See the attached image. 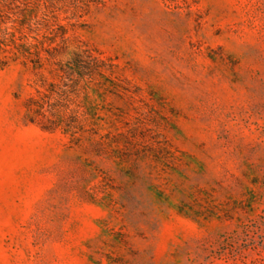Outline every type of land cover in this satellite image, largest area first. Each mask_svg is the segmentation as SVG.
Returning <instances> with one entry per match:
<instances>
[{
  "label": "rangeland",
  "instance_id": "1",
  "mask_svg": "<svg viewBox=\"0 0 264 264\" xmlns=\"http://www.w3.org/2000/svg\"><path fill=\"white\" fill-rule=\"evenodd\" d=\"M28 1L47 52L0 65V264H264V0Z\"/></svg>",
  "mask_w": 264,
  "mask_h": 264
},
{
  "label": "trees",
  "instance_id": "2",
  "mask_svg": "<svg viewBox=\"0 0 264 264\" xmlns=\"http://www.w3.org/2000/svg\"><path fill=\"white\" fill-rule=\"evenodd\" d=\"M20 4V5H19ZM15 9L16 12H15ZM36 14V9L30 4L28 0H0V65L7 66L11 62L22 60L23 64L30 63L34 68H41L43 57L41 52L45 51L42 47L44 42L34 39V43L27 45L23 42L24 37L16 36V33H20L21 27L27 25L28 30L31 33H35L40 25L38 22L33 21ZM15 23H18L20 28H15ZM32 26H36L32 28ZM47 52V51H45ZM87 53V52H85ZM52 57L51 53H48ZM88 62H83L81 55L75 54L71 61L60 64L57 69V73L60 77L70 80L74 76L81 78L89 69V65L96 66L97 60L91 55L86 56ZM100 75V74H99ZM53 95H57L59 100L52 102ZM65 92L61 91L54 84H49L48 89L42 93V100L47 105V111L50 114V119H47L51 127L56 128L62 126L64 121L58 115V109H66L68 106L67 100L64 97ZM63 97V98H62ZM31 106L36 109L35 117L40 119H46L44 113L41 111L43 105L39 103L37 99L31 98L29 100ZM33 120L31 121H34ZM42 121V120H41ZM67 126V124H65Z\"/></svg>",
  "mask_w": 264,
  "mask_h": 264
}]
</instances>
